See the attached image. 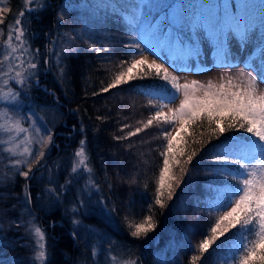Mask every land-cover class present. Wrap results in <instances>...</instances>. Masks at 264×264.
I'll return each instance as SVG.
<instances>
[{
	"label": "trees",
	"instance_id": "trees-1",
	"mask_svg": "<svg viewBox=\"0 0 264 264\" xmlns=\"http://www.w3.org/2000/svg\"><path fill=\"white\" fill-rule=\"evenodd\" d=\"M23 1L6 0L5 6L10 7L11 12L4 15L3 25L11 24L13 18L24 10ZM49 1H56L55 11L49 8ZM173 1V4H183L181 0ZM148 2L149 0H47L46 10L31 16L25 12L24 26L28 29V42L31 46L43 49L44 54L46 49L53 53L51 47L54 42L59 50L69 47L68 36L64 34L68 33L73 24L81 26L86 19L93 23L90 31L85 32L86 41L89 45L94 43L97 47L103 46L108 50L97 55L83 41L88 48L76 51L71 48V51L64 53L67 58L62 61L63 75L57 72L53 75L54 78H48L47 71L44 75L40 73L41 80L46 78L41 81L43 88L40 90L36 86L32 87L36 107L39 100L44 99V106L56 109V116L60 118L57 120L56 117L51 127L52 150L44 159L45 165L36 166L27 180L17 172L0 179V264H33L30 242L24 234L29 210L46 234L47 264H102V256H106V253H101V257L93 256L95 237L103 238L100 241L110 254L126 260L133 259L137 264H190V257L199 254L195 251L196 246L209 233L219 214L212 207L215 191L210 190L224 191L226 185L235 183L232 180L224 181L223 178L217 180L208 171V166L214 162L205 153L220 141L215 138L208 141L207 136L203 137L208 142L193 161L194 165L198 161V166H187L190 171L184 176L176 197L172 201L165 199L167 206L160 209L154 205L153 197L155 180L163 164L160 152L164 149L165 141L161 130L171 129V126L154 122L136 136L121 140L115 137H124L136 128H143V124L156 111L148 104L149 97L144 94L148 89L145 86L164 82L151 78L135 79L106 93L101 92L111 82L118 68H121V59H127L126 54L135 51L121 45L126 42L118 35L117 27L125 26L133 32L136 25L130 24L129 20L137 13L142 16L145 10L140 6ZM225 2L229 4V10L234 11L241 0H188L189 5L195 8L192 10L194 14L200 12L198 6L201 4ZM250 2L254 6L251 11L258 21L261 14L260 0ZM165 11L167 8L164 6L152 15L155 18L153 22L163 20ZM59 15L64 18L58 19ZM6 27L7 25L3 28L0 44L5 39ZM169 31V28H164L162 40L167 39ZM171 31L174 33L173 40L181 43L182 50L170 53L167 48H158L160 54L170 57L188 55L189 49L183 45H194L192 38L199 32V27L186 25L182 29ZM255 32L257 42L261 34L259 26ZM79 35L75 36V40ZM234 36L235 34L231 42ZM118 39L121 44L116 45ZM239 44L234 43V46L239 48ZM214 49L216 57L220 58L218 65L231 63L230 59L224 61L218 56L216 45ZM193 58L198 67L202 66L199 55H193ZM206 129L205 122L203 127H189V132L184 135L190 142L193 138L201 139L199 133ZM237 134L239 132H226L220 140L225 136L236 137ZM81 139H86L88 163L93 169L91 176L98 189L97 196L83 200L82 210L75 193L79 189L78 183H69L63 192L61 189L69 181L67 177L71 161ZM199 147L192 144L188 150ZM174 171L179 176V167H175ZM29 192L31 202L26 203ZM150 204H153L156 228L147 236L132 238L128 224L139 222L148 214ZM74 207L78 211L73 212ZM74 219L79 224H74ZM14 222L21 226L16 227ZM236 231L233 229L221 237L213 248L221 241H227ZM211 252L210 249L197 264H224V260L230 256L227 249L222 251L220 259L215 258L216 254L210 255ZM228 264H232L230 259Z\"/></svg>",
	"mask_w": 264,
	"mask_h": 264
},
{
	"label": "snow or ice",
	"instance_id": "snow-or-ice-1",
	"mask_svg": "<svg viewBox=\"0 0 264 264\" xmlns=\"http://www.w3.org/2000/svg\"><path fill=\"white\" fill-rule=\"evenodd\" d=\"M24 3L28 5L26 11L29 16L38 14L48 7L46 0H24ZM5 4L6 0H0V25L4 24V14L11 12L10 7ZM152 7L150 3L141 5L140 8L145 10L143 15L134 14L129 20L130 24L136 25L135 31L140 39L137 41L133 37L131 41L123 45L126 49L135 51L127 54L131 57L130 59L121 60V70L114 75L106 87L101 89V92L106 93L135 79L151 78L164 83L145 86L148 89L144 93L149 97L148 104L156 111L143 124V128H136L127 136L115 137V139L136 136L152 126L154 122L171 126V129L161 130V136L165 141L164 149L160 152L163 164L155 180L153 197L154 205L159 206L160 209L167 206L165 199L172 201L176 197L177 189L180 188L184 176L190 171L187 166H198L199 162L197 161L194 165L193 161L207 142L213 138L219 140L218 144L212 145L205 153L207 158L214 162L213 165L208 166V171L217 180L223 178L224 181L232 180L235 183L226 185L224 191L210 190L215 191V195L212 196V207L219 214L210 227L209 233L196 246L195 251L199 254H193L190 257V264H197L210 249L212 250L210 255L216 254V259H220L224 249L228 250L230 256L224 260V264H228L229 259L232 264H264V91L259 90V84H264V0H260L261 14L258 21L251 11L254 6L250 0H241L234 11L229 10L227 2L201 4L198 6L200 12L197 14L191 11L194 9L191 6L173 4L170 8L165 6L167 11L164 13V19L158 23L153 22L155 18L152 16ZM181 10H183L182 13ZM24 17L25 10H22L9 24L7 37L0 44V50H2L0 51V72H3L8 80H15L20 85H24L29 76L36 75L38 69L36 57L39 54V49L33 51L28 42L26 37L28 29L24 26ZM63 18V15L58 16V19ZM186 25L204 29L215 43L218 56L224 61H227L231 55L229 44L233 34L239 37L241 48L248 52V45L255 36V29L259 26L261 34L255 45L260 54L259 63L253 66V54L244 61L247 72L242 71L235 78L229 77L226 83L218 86L211 81L205 85L196 80L181 84L177 75L169 72V67L173 69V72L191 71V69L178 64L176 60L168 56L161 55L158 48H167L170 53L180 52L181 43L173 40L174 33L171 29L179 30ZM165 27L170 31L167 39L162 40ZM2 34L3 29H0V35ZM178 39L177 36L176 40ZM183 47L189 49L188 55L179 56L177 59L187 60L192 55L198 56L199 53L194 45H183ZM89 48L97 55L101 51L108 50L103 46L97 47L94 43L90 44ZM71 50L69 46L54 53L57 59L55 66L60 75H63L62 61L67 58L64 53ZM145 51L155 58L150 61L145 56ZM137 56L139 58H136ZM157 60H161V63H157ZM44 63H49L47 57ZM165 64L168 67H165ZM225 66L232 65L228 63ZM18 95L19 93L8 91L0 94V99L15 102ZM177 99H179L178 107L170 108L167 113L163 111ZM11 111L8 109L2 113L3 119L0 120V133L8 137L5 143L9 145L4 147L3 151L13 158L11 166L16 169L17 174L27 180L33 167L41 165L46 155L45 149L52 143L53 137L50 131L41 129H35V135H33V130L25 127L21 119H13L9 115ZM205 122L207 129L199 133L201 139L193 138L189 142L184 135L187 129L192 126L203 127ZM125 127L128 126L125 125ZM231 131L247 135L225 136L223 140H220L221 136ZM13 133L15 136L12 135ZM21 134H24L23 139L17 142V137ZM205 136L208 137V141L203 139ZM85 143L86 139H81L78 149L74 152L70 172L73 178L87 173V183L96 187L91 176L93 169L88 163L89 157L86 154ZM33 144H38L39 147L33 149ZM192 144L200 147L189 151L188 148ZM21 145H23L22 150ZM229 165L238 167L230 168ZM175 167H179V176L174 171ZM71 182L70 179L68 183ZM25 202H31L30 192ZM83 203L84 201L81 200V205ZM72 211L76 212L78 209L74 207ZM29 215H31L30 210ZM73 223L79 224V221L74 219ZM27 225L26 231L33 241V264H47L45 232L34 222V218L29 219ZM20 226V223H16V227ZM156 226L153 204H150L148 214L144 215L139 222L128 224L131 229L129 234L132 238L147 236ZM233 229L237 231L227 241H221L216 248H213L221 237L232 232ZM73 235L75 236L76 233L74 232ZM95 255L94 250L93 256ZM109 260L111 264H137L133 259L120 261L116 255H110Z\"/></svg>",
	"mask_w": 264,
	"mask_h": 264
},
{
	"label": "rangeland",
	"instance_id": "rangeland-1",
	"mask_svg": "<svg viewBox=\"0 0 264 264\" xmlns=\"http://www.w3.org/2000/svg\"><path fill=\"white\" fill-rule=\"evenodd\" d=\"M181 1L183 2V4H184V2L186 3L185 6H190L188 3V0H181ZM173 2H174L173 0H149L148 3L153 5L151 12H152V15H154L162 7L164 8V6H167V5L170 6L173 4ZM49 3H51L49 5V8H51V11H55L56 1H55V3H53V1H51V2L49 1ZM22 8L24 10L28 8V5H26L24 3V1L22 3ZM192 10H195V8L191 9V11ZM192 12H194V11H192ZM16 17H17V15L14 18H16ZM14 18H13V20H14ZM92 24L93 23L89 19L88 20L86 19L81 23V26L80 25H74V24L71 26L70 30L68 31V34H69L68 35V41H69L70 47L72 49H74L76 51L77 49L83 50V49L88 48V47L84 46L86 44L83 41H85L89 45V42L86 41V39H85V35H86L85 32L90 31V29L92 28ZM6 25H7V27H6V32H5L6 33L5 38L7 37V34H8L7 29H8L9 24L0 25V29H3ZM78 28H79V32H78ZM117 28H119L118 29V35H120L121 39H123V41H125L126 43L131 41L133 39V37H135L136 40L139 41L140 37L137 35L135 29L133 30V32H131L125 26H120ZM78 33H80V35ZM255 34H256V32H255ZM77 35H79V37L77 40H75V36H77ZM1 37H2V35H0V40H1ZM26 37H27V33H26ZM233 39L240 43L238 36L235 35ZM255 39H256V37L254 36V38L250 41V43L248 45V48H249L248 52H245L241 48V45H240L239 49H238V47L235 46L239 50V53H236V51L234 50V47L231 45L233 50L231 51L230 56L231 57H233V56L238 57V64H235V66H232V67H222L221 68L219 66H216L214 63L215 55H214L213 49L215 47V43L209 38L206 31H204L202 28H199V32L193 35L192 40L194 42L195 48L197 49V51L199 53L198 55L202 61L201 62L202 66H199V67L196 66L197 64L195 62V59L193 58V55L190 56L189 59L185 60L186 64L182 59H177V57L168 56L170 59L176 60L178 64H180L186 68L191 69V71L173 72V69L171 67H169V72L172 73L173 75H177L178 80L181 84L190 83L193 80L199 81L200 83L205 84V85H207V83L209 81H211L214 85H217V86L221 83H226V81L229 77L235 78L238 76V74L240 72H242V71L247 72L248 71V69L246 68V66L244 64L245 58L247 56H250V55L253 56V54H254L253 66H255L256 63H259V59H258V57L260 55L259 51L257 50V52H256L254 50V42H256ZM145 42L147 43L146 39H145ZM119 43H120V40L116 45H118ZM121 45H124V44H121ZM141 47L143 48L144 45L142 44ZM31 49L33 51H35V49H39V54L36 57L38 69L36 70V75L29 76L27 79V82L24 85L17 84L15 82V80H8V77H5L3 75V72H0V94H2L4 92H8V91L19 93L17 100L15 102H9V101H5V100L0 99V120L3 119L2 113L7 111L8 109H11L12 111L9 113V115H11L13 119H21L22 123L25 127L33 130V135H35V129H41L43 131H50V133L52 134V137H53V133H52L53 129L51 127H52V124H54V120H56V117L58 120V118H60V116H56V113H55L56 109H48L44 106V104H45L44 99L39 100L38 105L36 107L35 103H33V96H32V90L31 89L34 86H36L40 90L43 88L41 86V84H42L41 81L45 80L46 78L44 77L41 80L39 78V76H41L40 73H42L44 75V73H46V71H47L48 72L47 77L50 78L52 76L54 78L53 75H55L58 72V70L55 66L57 64V59H56V56L54 55V53L59 52L60 50L54 42V46L51 47V49L53 50V53H51V52L49 53V51H48L49 63L45 64L44 60H45L46 54H44L43 49H41L38 46H34V45L31 46ZM109 49L110 50L112 49L111 44H110ZM144 54H145V56L148 57V59L150 61L155 58L154 56L150 55L147 51H145ZM50 57H52V58H50ZM127 57L128 58L125 60H128L131 58L129 55H127ZM136 58H139V57L137 56ZM121 60H124V58H122ZM157 63H161V60H157ZM125 67H126V65H125ZM165 67H168V65L165 64ZM120 70H121V68H118L117 72H119ZM29 71H31V70H29ZM112 74L114 75L115 72ZM5 81H7V85H5ZM132 81L133 80L129 81L128 83H131ZM236 82H238V81H236ZM40 86H41V88H40ZM259 90L264 91V84H259ZM41 92L43 93V91H41ZM50 95L51 94L49 93L48 96H50ZM178 106H179V99H177L174 104H170L167 107H165L163 109V111L167 113L170 108H175ZM36 108H38V110ZM176 127H179V125H176ZM188 132L189 131H187V133ZM41 134H43V132H41ZM12 135L15 136V133H13ZM173 135H175V132H173ZM241 135H247V134L246 133L237 134V136H241ZM23 136H24V134H21L19 137H17V142L19 140H22ZM7 139H8V137L6 135L0 133V179L4 175L6 176V178H8L9 173L16 174L15 173L16 169L11 166L13 158L10 157L7 153H5L3 151L4 147L9 146L5 143V141ZM22 147H23V145H21V150H22ZM32 147H33V149H36L39 147V145L33 144ZM51 150H52V148L49 145L48 148L45 149V152H46L45 157L49 154V152H51ZM73 156H74V154H73ZM16 158H20V157H16ZM71 162H73V159ZM43 163H44V160L41 161V165H37V166L45 165V163L44 164ZM35 167L36 166L33 167V170ZM24 170H27V169L24 168ZM38 176H39V174H38ZM87 176H88V174L85 173L83 175H78V176L72 178V174H71V172H69V175L67 177V180L71 179L73 183H78V185H79V189H76L75 193L78 196V201H79L78 205H79L80 209L83 207L81 205V200H85L90 196H97L98 195L97 187H92L91 185H89L87 183ZM79 180H80V182H77ZM68 184L69 183L65 182L62 185L63 187L61 186L62 192L65 189V187L68 186ZM32 218L33 217L31 215L27 216V218L25 219V228L28 227L27 221L29 219H32ZM34 222H35V220H34ZM35 223L38 224L37 222H35ZM24 234L27 237V239L29 240L30 245H31V249H32L33 241L29 237L26 229H25ZM102 239L103 238H101V237L93 238V240L95 241L94 245L92 244L93 245L92 246L93 251L95 250V252H96L95 256H99L101 253H106V256H102V258L104 259V262L102 264H111V262L109 260V256L113 255V254H110L108 251H106L107 247L102 244V241H100ZM1 241H2V237L0 236V243H1ZM32 257H33V251H32ZM99 257H101V256H99ZM122 258H119V260L120 261L126 260L125 258H123V259Z\"/></svg>",
	"mask_w": 264,
	"mask_h": 264
},
{
	"label": "bare ground",
	"instance_id": "bare-ground-1",
	"mask_svg": "<svg viewBox=\"0 0 264 264\" xmlns=\"http://www.w3.org/2000/svg\"><path fill=\"white\" fill-rule=\"evenodd\" d=\"M239 134H242V133H239ZM31 246V245H30ZM31 259H32V249H31Z\"/></svg>",
	"mask_w": 264,
	"mask_h": 264
},
{
	"label": "water",
	"instance_id": "water-1",
	"mask_svg": "<svg viewBox=\"0 0 264 264\" xmlns=\"http://www.w3.org/2000/svg\"><path fill=\"white\" fill-rule=\"evenodd\" d=\"M47 58L49 59V57L47 56Z\"/></svg>",
	"mask_w": 264,
	"mask_h": 264
}]
</instances>
